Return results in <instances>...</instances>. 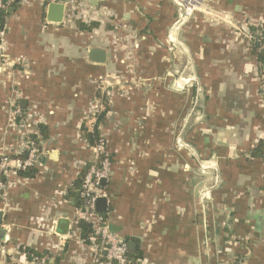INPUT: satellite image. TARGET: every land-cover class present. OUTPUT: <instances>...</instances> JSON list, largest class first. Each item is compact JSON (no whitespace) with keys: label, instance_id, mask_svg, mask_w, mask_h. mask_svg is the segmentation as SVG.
<instances>
[{"label":"crops","instance_id":"obj_1","mask_svg":"<svg viewBox=\"0 0 264 264\" xmlns=\"http://www.w3.org/2000/svg\"><path fill=\"white\" fill-rule=\"evenodd\" d=\"M173 3L86 0L98 14L91 32L78 20L48 23L41 0L6 9L0 155L25 154L39 126L47 138L34 177L4 180L0 264H31L24 249L46 264H96L64 196L92 161L82 129L102 97L111 157L102 214L141 253L136 264H264V158L252 154L264 142L262 41L247 39L264 31V0H195L171 41ZM93 49L103 64L89 60Z\"/></svg>","mask_w":264,"mask_h":264},{"label":"built area","instance_id":"obj_2","mask_svg":"<svg viewBox=\"0 0 264 264\" xmlns=\"http://www.w3.org/2000/svg\"><path fill=\"white\" fill-rule=\"evenodd\" d=\"M20 2L27 0H19ZM45 5L50 3H61L64 7L63 19L68 18L70 20H78L82 23H90L98 19V14L89 9L86 5V0H41ZM192 4L187 0H174V4L177 6V19L174 22V30L180 25H183V21L186 17H189L190 13L195 10V0H191ZM13 0H0V12L6 10ZM172 34L169 32L168 39L171 40ZM249 41H253L252 34L247 35ZM172 41V40H171ZM264 50V43L261 45ZM5 58V45H4V30H0V59ZM183 84H189L190 79H181ZM177 89H181V85L176 84ZM199 92V88L197 89ZM259 92L264 98V64L259 71ZM14 102L12 103V105ZM15 113L19 114L18 107H15ZM36 139L29 137L25 142L24 158L11 157L5 153L0 155V202L3 201L4 190L6 188V182L4 181L9 174H18V172H24L28 169L35 168L42 156L41 152V140L38 133L34 134ZM177 148L181 149L185 147L181 143V140H176ZM110 160L109 154L106 150V140L103 134L100 133L95 146L92 148V161L89 163V167L83 175L80 191L84 199L82 208L76 209V217L74 224L76 225L78 220L85 221L91 227V232L88 237L89 247L91 248L93 258L96 264H128V243L120 239L115 235L108 227L106 218L102 213H99L95 209L96 200L104 198L107 202L108 192L106 185H102L101 181H108L110 176ZM203 167V165H202ZM208 166L205 169H208ZM204 169V170H205ZM200 199V197H199ZM201 200V199H200ZM77 229V228H76ZM78 230V229H77ZM47 259L33 258L31 264H46Z\"/></svg>","mask_w":264,"mask_h":264},{"label":"trees","instance_id":"obj_3","mask_svg":"<svg viewBox=\"0 0 264 264\" xmlns=\"http://www.w3.org/2000/svg\"><path fill=\"white\" fill-rule=\"evenodd\" d=\"M19 0H13L11 3V7H15L18 4ZM7 10H3L0 12V30H4L5 26V20L8 17ZM76 27L85 32H91L92 30L96 29L98 27L97 23H89V24H83L80 21H76ZM110 29V28H109ZM254 41L259 40L264 43V31L260 32L258 35H254ZM258 62L261 64H264V50L261 49V52L258 55ZM99 97V96H98ZM101 109L100 111L96 112L94 117V123L92 125L91 131H88L86 128L82 129V136L83 139L87 142V144L93 148L95 144L97 143L98 139L100 138V132L99 128L103 125L105 121V116L109 112V104L108 100L105 97L101 98ZM39 132L41 138L44 140L47 138V134L45 132V129L42 126H39ZM32 139H36V137H32ZM255 156L263 157L264 158V142H259L257 148L252 153ZM19 158H24V154L20 155ZM109 160L111 163V157L109 156ZM89 167V164L85 165L83 170L81 171L80 175L78 176L77 180L73 183V186L71 189H69L64 198L68 201H72L75 208H82L84 199L82 197L81 191H80V185L83 178L84 173L86 172L87 168ZM18 175L22 178H32L35 175V170L33 168L28 169L24 172H18ZM106 218V214H103ZM76 228L80 232V238L85 244H89L88 237L91 232V227L83 220H78L76 223ZM23 252L26 255V258L29 262H32L33 258H46V254H39L34 252L30 249H24ZM48 257V256H47ZM141 257V253L138 252V250H128V264H136L137 260H139ZM56 261V260H54Z\"/></svg>","mask_w":264,"mask_h":264},{"label":"water","instance_id":"obj_4","mask_svg":"<svg viewBox=\"0 0 264 264\" xmlns=\"http://www.w3.org/2000/svg\"><path fill=\"white\" fill-rule=\"evenodd\" d=\"M95 0H90L92 4ZM64 7L61 3H50L47 6L46 11V21L51 24H61L63 21ZM89 60L97 64H103L105 62V53L99 49L91 50L89 54ZM102 185H105V180L101 181ZM95 209L99 213H104L106 210V200L104 198H99L96 200ZM1 216V214H0ZM1 219V218H0ZM56 232L60 235H66L68 233L69 221L67 219H59L56 224ZM2 230H0V237ZM133 244L129 243L128 248H132Z\"/></svg>","mask_w":264,"mask_h":264},{"label":"rangeland","instance_id":"obj_5","mask_svg":"<svg viewBox=\"0 0 264 264\" xmlns=\"http://www.w3.org/2000/svg\"><path fill=\"white\" fill-rule=\"evenodd\" d=\"M178 2L180 1V0H177ZM173 2H174V0H173ZM173 5H174V8H175V18H174V20H173V22H172V24H171V27H170V32H171V34H173L175 31H174V28L176 27V26H174V22L176 21V19H177V11H178V9H177V6H176V4H174L173 3ZM195 12V10H193L191 13H190V15H189V17H186L185 18V20L183 21V23L184 24H186L191 18H192V15H193V13ZM174 41V40H173ZM187 79V78H186ZM182 142V141H181ZM183 144V143H182ZM188 147V146H187ZM203 168H207L208 167V164H206V163H204L203 162ZM205 172V171H204Z\"/></svg>","mask_w":264,"mask_h":264},{"label":"bare ground","instance_id":"obj_6","mask_svg":"<svg viewBox=\"0 0 264 264\" xmlns=\"http://www.w3.org/2000/svg\"><path fill=\"white\" fill-rule=\"evenodd\" d=\"M187 1H188V3L192 4V1L191 0H187Z\"/></svg>","mask_w":264,"mask_h":264}]
</instances>
